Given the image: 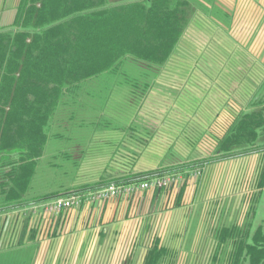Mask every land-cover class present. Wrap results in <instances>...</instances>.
I'll return each instance as SVG.
<instances>
[{
  "label": "trees",
  "instance_id": "16d2710c",
  "mask_svg": "<svg viewBox=\"0 0 264 264\" xmlns=\"http://www.w3.org/2000/svg\"><path fill=\"white\" fill-rule=\"evenodd\" d=\"M19 1L13 21L0 27V219L112 181L181 171L185 183L194 169L259 155L243 222L215 230L211 264H264V222L255 225L264 198V95L234 117L204 158L165 160L148 171L129 165L128 171L76 183L96 143H112V160L120 151L138 154L130 143L146 147L156 134L138 110L189 26L191 0ZM114 96L126 105H117L122 111L116 114ZM26 215L28 221L31 211ZM28 250L0 251V264H33L34 255L24 257ZM167 253L154 243L143 264H166Z\"/></svg>",
  "mask_w": 264,
  "mask_h": 264
},
{
  "label": "rangeland",
  "instance_id": "374dc122",
  "mask_svg": "<svg viewBox=\"0 0 264 264\" xmlns=\"http://www.w3.org/2000/svg\"><path fill=\"white\" fill-rule=\"evenodd\" d=\"M12 1L15 3L7 0L8 5H12ZM11 8L9 6L0 14V27L13 21L16 7ZM216 34L218 44L208 41L209 36L215 34H193L195 44L192 46L186 45L182 38L163 66L138 110L140 121L158 131L148 145L130 143L138 154L120 151L111 160L108 150L113 149L112 143H96L79 168L77 186L103 179L106 173L128 171L129 165L134 171H148L165 160L173 164L201 159L214 152L218 138L223 137L241 109H251L254 98L264 95V63L253 57L258 55L264 59V29L224 33L222 38L220 33ZM231 36L240 38L241 47ZM246 50L253 56L246 55ZM223 69L228 78L230 70L233 74L228 80L229 103L225 108L222 103L225 95L222 97L219 93L220 84L216 78ZM118 96L112 99L116 106L111 108L114 114L122 111L117 105L125 101ZM261 164L259 155L222 161L203 172L191 171L185 183L183 176L174 187L151 188L114 198L110 206L119 208V212L109 218L108 223L100 224L86 218L99 205L100 202H96L59 214L30 210L28 221L27 215L15 210L13 215L18 213L22 220L13 222L12 229L19 236L29 232L26 246L18 248L29 249L24 257L31 260L34 255L33 264L39 258L41 242H36L35 238L40 231L44 238L51 239L56 234L63 241L62 252L51 253L45 259L49 262L58 256L64 264H126L127 261L128 264H143L146 250L157 243L169 252L166 264H211L217 247L215 230L221 225L243 222ZM183 183L185 189L179 199ZM259 206L255 225L264 222V198ZM1 220L0 233L3 231Z\"/></svg>",
  "mask_w": 264,
  "mask_h": 264
},
{
  "label": "crops",
  "instance_id": "0c3cea01",
  "mask_svg": "<svg viewBox=\"0 0 264 264\" xmlns=\"http://www.w3.org/2000/svg\"><path fill=\"white\" fill-rule=\"evenodd\" d=\"M14 1L15 3L12 1L13 2L12 5H8L7 0H0V14L1 13L3 14L5 9L9 8V6L12 7L11 9L15 8L17 4L20 2L19 0H14ZM191 2L193 3L192 5L194 7L192 9L193 13L191 14V20L189 22V26L186 28V31L182 36L186 45L190 44L192 46L195 44L192 38L193 34L194 35H198V34L201 35L203 33L215 34V36L212 35L209 36L208 41L209 40H212V42L216 41L218 44L219 39H217L216 33H220V37L222 38V35L224 33L228 34L229 32H236V31L243 32L246 30L251 31L254 29L255 30L264 29V0H191ZM231 35H235V34L231 33ZM243 38L245 40V37ZM231 39L232 41H234V43L236 42L238 45L240 43H243L241 40H239L240 38L237 40L234 39L233 36ZM238 41L240 43H238ZM246 51H247L246 55L248 53L250 56H253L252 55L253 53H251V51L249 50ZM257 56H253V57L255 58V60H257V62L260 61L263 64L264 59ZM233 62H236V60L233 59ZM221 71L222 70H220L219 75H216V78L218 77L217 80L219 81L220 84L219 85L220 87L218 88L219 93L221 94L222 97H224L223 95H225V98L222 100L223 108H225V105L229 103L228 80L229 79L231 80V78H233V74L231 75L232 70H230L231 72L229 73V78H228L227 71L225 70L222 71V73L224 72V74L222 75H221ZM156 132H158L157 129ZM250 156L253 155H249L248 157ZM248 157H244V158H248ZM238 159H243V158H238ZM228 161H233V160H228ZM110 201H112V199L107 200L103 204H100L101 203L100 202L99 205L96 206L93 209V211L88 214L86 218H90V220L92 221L94 220L95 222H99L100 224L108 223L109 218L117 216L119 212V208H116L115 206L114 207L110 206ZM73 214L77 215L78 212L77 213L74 212ZM15 215L16 216H14L12 212H9L7 215L2 216L1 218L3 231L0 233V251H4V248L7 249L9 247L13 249L18 248V246L20 247L27 243L29 237L28 231L24 232L22 235L20 234L19 236L18 232L12 229L14 226L13 222L15 223L19 221L18 219L22 220L21 216L20 218L18 217L19 215L18 213ZM11 224H12L11 230H9ZM42 232L43 231H40L35 238L36 242H41L38 250L39 258H37L38 260H36L35 264H64L63 260L58 259V256L57 259L52 260L50 262L45 260L51 255V253L58 252L59 254V252H62L63 241H61L60 236L59 235L56 236V234H53V237L51 239L44 238ZM54 242H55L54 244L55 247H53L50 250Z\"/></svg>",
  "mask_w": 264,
  "mask_h": 264
},
{
  "label": "built area",
  "instance_id": "2783aa9c",
  "mask_svg": "<svg viewBox=\"0 0 264 264\" xmlns=\"http://www.w3.org/2000/svg\"><path fill=\"white\" fill-rule=\"evenodd\" d=\"M194 170L195 172H201L199 169ZM182 177L183 172L177 171L157 174L149 176V178H137L135 181L131 182L112 181L97 188L56 196L50 198V200L32 204L29 207H22L17 211L20 214L26 215L28 210L36 212L38 209H42V211L59 214L72 208H79V206L82 205L105 202L124 195H132L137 192L147 191L151 188L163 189L174 187L180 182Z\"/></svg>",
  "mask_w": 264,
  "mask_h": 264
}]
</instances>
